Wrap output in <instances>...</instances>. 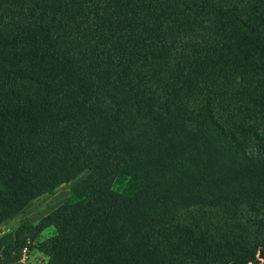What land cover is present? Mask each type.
Here are the masks:
<instances>
[{
  "label": "trees",
  "instance_id": "16d2710c",
  "mask_svg": "<svg viewBox=\"0 0 264 264\" xmlns=\"http://www.w3.org/2000/svg\"><path fill=\"white\" fill-rule=\"evenodd\" d=\"M80 176L52 222L129 178L140 211L198 216L203 238L209 206L224 215L238 250L206 264H264V0H0V225ZM74 219L65 264L131 235Z\"/></svg>",
  "mask_w": 264,
  "mask_h": 264
},
{
  "label": "rangeland",
  "instance_id": "374dc122",
  "mask_svg": "<svg viewBox=\"0 0 264 264\" xmlns=\"http://www.w3.org/2000/svg\"><path fill=\"white\" fill-rule=\"evenodd\" d=\"M82 176L61 185L53 193L42 195L15 217L0 225V264H65V258L77 251L79 245L81 247L82 238L73 244V239L81 231L68 232L67 227L70 230L71 225L68 221L71 217H75L76 222L72 226L78 225V229L81 228L80 224L84 226L87 222L98 220L99 225L94 224L101 228L99 236H103L104 240L127 225L131 230L130 238L123 244L124 246L107 258L99 251H93L92 264L99 261L97 258L93 260L96 254L105 261V264H206L208 260L229 255L230 247L238 250L237 245L240 243L231 246L232 240L227 238L226 232L216 231V227H220L224 219V215L218 213L216 207L209 206V218L203 220L209 233L203 238L199 234L201 219L198 216L197 218L192 216V224L187 219L184 222L187 227H182L178 226L179 220L188 213L167 212L161 201L160 204L150 202L147 204L149 208L140 211L139 207L144 203L143 195L132 196L140 185L135 181H129V178H120L114 182L116 195L119 196L127 190L129 195L126 197L120 196L115 200L106 201L75 216H71L69 212L68 220L52 222L54 212L69 197L72 184ZM128 208L132 212L131 216L126 218L127 224L121 219L111 218L110 211L123 209L125 213ZM221 208L228 212L223 206ZM83 231V237L92 235L89 233L90 229ZM61 242L63 243L60 245ZM206 243H209L207 247L204 246ZM184 244H187L185 251L182 250ZM244 250L242 248L241 251ZM258 258L259 254H256L254 259ZM253 263L254 261L248 262Z\"/></svg>",
  "mask_w": 264,
  "mask_h": 264
}]
</instances>
